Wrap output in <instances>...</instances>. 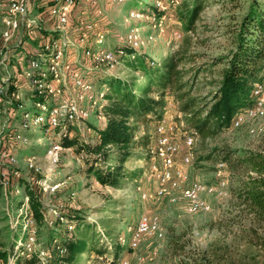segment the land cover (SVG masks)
Listing matches in <instances>:
<instances>
[{
  "label": "rangeland",
  "instance_id": "374dc122",
  "mask_svg": "<svg viewBox=\"0 0 264 264\" xmlns=\"http://www.w3.org/2000/svg\"><path fill=\"white\" fill-rule=\"evenodd\" d=\"M53 1V0H49ZM77 0L73 14L70 19L71 29L68 33V41L65 50V72L68 77V87L64 90L66 99L76 98L80 107L89 111V115L83 119H75L72 135H77L79 142H94L97 139L96 130L105 127L108 122V115L102 105L107 102L104 90L108 78L118 76L125 81H135L145 84L148 77H143L141 69L134 70L128 56L119 57L118 64L110 68L106 64H96L84 53V47L78 41L85 32V25L92 23L93 27L88 28V37L91 47L96 50L112 49L128 45L124 37L129 33L136 34L139 40L140 57L147 56L155 61L153 67L163 65V62L171 54L184 57L186 68L193 65L196 74H192L193 94L202 99L210 100L215 92L220 70L225 65L227 55L235 47L237 34L244 16L247 14L251 4L259 1L264 9V0ZM48 4V0H34L31 7V14H41L46 11L39 10L41 3ZM165 6L161 8L159 6ZM202 4L201 11L191 30L185 28V22L179 18V11L187 7L192 8L196 3ZM54 3V2H53ZM52 3V4H53ZM155 4L165 14L157 19L151 15L141 12L149 4ZM183 3L185 5H183ZM50 7V4H48ZM7 9L5 0H0V31L3 26V17ZM131 10H138L143 13L144 18L136 19L131 16ZM44 14V13H43ZM55 20L45 12V21L41 22L40 32L33 33L34 40L28 39L26 43L30 47L36 46L35 39L48 35H58L53 30ZM44 31V32H43ZM103 34L105 38L102 43L95 40ZM30 47H28L30 49ZM28 49V51H29ZM259 70L255 74V80L264 78V58L258 60ZM180 66L183 64H179ZM78 72L85 84L92 85L90 90H83L82 86L76 84L70 75ZM253 82V83H254ZM156 85H152L150 94H158ZM103 93V95H100ZM22 98L28 108L35 110L32 106L35 93L28 84L21 85ZM89 95H93L94 103ZM173 97L168 93L167 98ZM208 97V98H207ZM176 102V101H175ZM53 102L49 103L48 109L39 111L43 116L35 126L23 130L20 128V115L17 113L11 121L7 116L2 117L8 140L14 142V152L19 164L17 169L20 177L14 179V185L8 189L7 196L0 187V250H6L9 255L16 253L19 241L23 240L22 224H17V210L22 205L24 195L27 193L24 183L36 179L37 188L41 189L44 221L38 226L37 251L45 250L55 245V239L62 240L65 236L71 235L67 226L60 222L54 209L63 214L81 216L87 220L89 226L86 234L93 235V246L81 254L82 260L79 264H122L127 259L129 264H136L137 256H146L144 264H154L158 260H172L178 264H185L186 259L200 257L210 243L233 242L232 254L237 264L244 262L241 250H243L244 239L241 238L242 228L239 224H232L230 217L235 214L232 195L229 192L227 197L221 198L213 194H206L204 197L212 205L210 211L189 213L185 209V202H172L170 198L149 199L142 197V191L155 193L157 181L151 173V159L146 149L138 148L134 156L125 162V168L133 176H129L121 188L101 185L91 175L86 176L80 171L84 165L82 154L77 151V146L65 148L59 153V160L54 162L47 150L51 145L60 143L62 131L54 129L50 131L44 128L49 121ZM67 105L63 107V113ZM169 111V112H168ZM177 102L175 106L166 109L164 115L173 117L178 123V132L182 135L185 123L178 112ZM101 116V117H100ZM178 118L180 120H178ZM231 126V124H230ZM228 127L213 137L208 138L203 144L199 136H196L194 150L195 158L190 165H184V170L189 175L188 182L201 180L206 183H216L218 175V164L224 161L221 149L234 148H257L264 141V124L259 119L247 121L240 128ZM253 127L256 133H250ZM21 132L27 140L14 141L15 134ZM140 132L137 134L139 137ZM157 134L154 131L151 142L155 141ZM180 144H183L181 136ZM184 145V144H183ZM181 147L180 155L185 152V146ZM215 148H217L215 150ZM214 149V150H213ZM145 151L144 155H139ZM226 152V150H225ZM214 153V154H213ZM62 154V156H61ZM208 155H211L208 157ZM33 157L40 169L34 171L28 165V159ZM221 175L228 174L226 162ZM227 178L228 189L231 187V179ZM24 182V183H23ZM20 191L15 192L16 186ZM57 188L54 189V187ZM230 191V190H229ZM60 212V213H61ZM142 213L160 222L165 231V237L158 239L155 236L144 237L137 249L131 250L128 244L122 245L118 256L115 255L117 239L123 236L127 242L132 238L129 226L133 227ZM231 221V222H229ZM101 222V224H99ZM83 225L73 232L74 237L80 236V229H86ZM74 230V228L72 229ZM264 234V228H262ZM102 237L100 238L99 237ZM106 235V236H105ZM17 239V240H16ZM53 239V240H52ZM102 239V240H101ZM113 239L112 244L108 240ZM16 240V242H15ZM107 241L106 243L102 241ZM108 243V244H107ZM245 248V247H244ZM97 249H101L98 252ZM157 254H153L154 252ZM245 251V250H244ZM19 254V252H17ZM100 256L103 259H100ZM43 259L39 256V264ZM6 261L3 259V263ZM29 262L25 256L15 260V264H38ZM245 264H251L250 257L246 258ZM262 264V263H260Z\"/></svg>",
  "mask_w": 264,
  "mask_h": 264
},
{
  "label": "trees",
  "instance_id": "16d2710c",
  "mask_svg": "<svg viewBox=\"0 0 264 264\" xmlns=\"http://www.w3.org/2000/svg\"><path fill=\"white\" fill-rule=\"evenodd\" d=\"M258 2L254 1L251 4L241 22L235 47L224 57L225 65L220 70V79L210 100L193 94L191 75L197 71H194L193 65L185 67L184 57L171 54L163 65L153 67L155 64L153 59L139 56L141 53L139 47L130 44L118 47L116 51L122 49L123 55H132L128 56L131 66L136 71L141 69L143 77H148V80L145 84H139L135 79L125 81L118 76L106 79L107 86L103 92L107 102L102 107L108 115V122L105 127L96 130L97 139L94 142L80 143L77 135H72L74 127L69 121L55 127V131L63 133L60 141L62 146L73 148L79 144L77 151L84 159L80 171L86 176L93 175L101 185L121 188L125 180L133 176L126 170L124 164L134 156L138 148L146 149L149 145L156 125L165 113L168 93L172 94L177 102L178 112L181 113L180 119L185 123L184 130L199 136L201 144L227 129L234 114L251 104L253 82L260 68L257 62L264 58V9ZM52 3L53 1L48 0V4ZM45 4L46 2L41 3L39 10L46 8L47 13L49 5ZM202 6L197 2L192 8L187 7L179 11V18L185 22V28L192 29ZM141 12L157 19L165 14L153 3L145 9L142 8ZM48 34L45 32V35ZM154 84L159 90L155 96L150 94ZM44 128L47 129L48 125H44ZM139 132L140 135L137 137ZM221 150L223 162L228 164V174L226 172L225 177L228 176L232 181L229 190L233 196L231 210L235 214L230 220L232 224H239L243 231L241 238L244 239V243L240 255L244 262L249 256L251 264H264V234L261 231L264 228V141L257 148ZM137 154L144 155L145 151ZM36 180L37 178L32 182L23 183L30 198L31 216L40 227L45 217L42 193L41 189L37 188ZM66 216L74 224V230L69 231L71 235L65 236L62 240L55 239V245L47 249L48 264H79L82 260L81 254L93 246V235L90 237L86 234L89 229V226L85 227L87 220L68 213ZM82 225L86 229H80V236L74 237L73 232ZM108 242L112 244L116 241L110 239ZM232 244L234 243H210L209 248L203 251L200 257H189L185 264H237L232 254ZM58 245L65 253L60 252ZM120 248L121 245L117 244L116 256ZM97 250L101 252V249ZM38 253L34 251L27 256L21 245L16 253L14 252L17 259L25 256L29 262L34 263L39 262ZM8 257L6 250H0V259L7 261ZM244 262L241 261L242 264H245Z\"/></svg>",
  "mask_w": 264,
  "mask_h": 264
},
{
  "label": "built area",
  "instance_id": "2783aa9c",
  "mask_svg": "<svg viewBox=\"0 0 264 264\" xmlns=\"http://www.w3.org/2000/svg\"><path fill=\"white\" fill-rule=\"evenodd\" d=\"M122 2L123 0H119ZM53 4L48 8L47 14L51 19L55 20L53 30L58 35H45L35 39L36 46L30 47L26 43L28 39L34 40L33 33L40 32L41 22L45 21V14H31V6L28 0H5L7 9L3 17V26L0 31V187L7 196L8 189L11 187L15 178H19L20 174L17 165L19 159L12 152L14 142L8 140V134L5 131V125L2 117L7 116L11 121L18 113L20 115V128L23 130L30 129L38 121L43 119L39 111L48 109L49 103L53 102L50 118L47 123L48 130L62 125L64 122H72L75 119H85L89 115V111L80 107L76 98L66 99L64 90L68 87V77L65 72V50L68 41V33L71 29L70 18L73 14L74 6L77 0H53ZM161 8L165 9L162 3H158ZM131 16L136 19L144 18L143 13L138 10H131ZM93 24L85 25V32L79 38L78 43L84 47V53L96 64H106L110 68L115 67L119 62V57L124 54L122 49L113 51L112 49H96L94 50L88 43V28H92ZM44 32V31H43ZM133 32V31H132ZM129 33L125 40L133 47H139V40H136V34ZM105 36L99 34L95 40L102 43ZM28 47L30 50L28 51ZM120 57V58H121ZM70 77L77 85L82 86L83 90H90L92 85L85 84L78 72H73ZM28 84L32 87L35 96L32 106L35 110L28 108L21 94V85ZM103 95V93H100ZM90 99L96 103L93 95H89ZM43 99H46L44 101ZM173 97L167 99L166 109L175 106ZM67 105L63 113V107ZM169 112V111H168ZM167 112V113H168ZM167 113L158 121L155 132L157 134L155 141L148 146L147 153L151 159V173L157 181V189L155 193L142 191V197L149 199L152 196L156 198H170L172 202H185V209L189 213L200 211H210L212 205L204 197L206 194H213L224 198L229 195L227 178L221 175L224 170L225 163L221 161L218 164V175L216 183H206L201 180H193L188 182L189 175L184 170V165H190L195 158L194 144L196 135L189 131H184L181 135L178 132V123L173 119L172 115ZM101 117V116H100ZM259 119L264 124V78L263 80L253 83L252 102L250 105L242 108L234 114L231 126L232 128H240L247 121ZM250 133L255 134L256 129L250 127ZM181 136H183V144H180ZM27 140V137L21 132L15 134L14 141ZM185 146V152L180 155L181 147ZM63 149L60 143L51 145L47 153L51 155L54 162L59 160V153ZM30 169L39 171L40 167L34 163L33 157L28 159ZM56 185L55 188H57ZM20 186H16L15 192L20 191ZM29 195H24L23 203L17 210V224H22L25 237L19 241L16 251L21 245L27 256L37 251L38 242V225L36 219L31 216L29 204ZM58 209H54L57 219L64 223L69 231H72L74 224L70 222L65 214ZM132 232V238L129 242L121 235L118 240L121 246L128 244V248L135 250L139 247L141 240L146 236H155L158 239L165 237V231L160 222L147 213H142L133 227L129 226ZM61 253L65 250L59 247ZM41 259L45 255V251L39 250ZM153 254H157L155 251ZM100 259H103L100 256ZM146 256L138 255L136 264H144ZM16 255H9L8 260L0 264H15ZM122 264H129L127 259H123ZM43 263L46 260L43 259ZM154 264H178L172 260H158Z\"/></svg>",
  "mask_w": 264,
  "mask_h": 264
},
{
  "label": "crops",
  "instance_id": "0c3cea01",
  "mask_svg": "<svg viewBox=\"0 0 264 264\" xmlns=\"http://www.w3.org/2000/svg\"><path fill=\"white\" fill-rule=\"evenodd\" d=\"M29 1V5L32 6V3L34 2V0H28Z\"/></svg>",
  "mask_w": 264,
  "mask_h": 264
}]
</instances>
